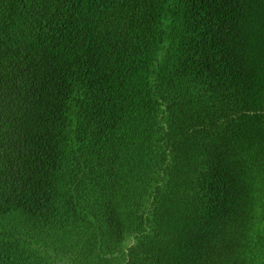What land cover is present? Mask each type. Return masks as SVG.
I'll return each instance as SVG.
<instances>
[{"label":"trees","instance_id":"obj_1","mask_svg":"<svg viewBox=\"0 0 264 264\" xmlns=\"http://www.w3.org/2000/svg\"><path fill=\"white\" fill-rule=\"evenodd\" d=\"M0 264H264V0H0Z\"/></svg>","mask_w":264,"mask_h":264}]
</instances>
